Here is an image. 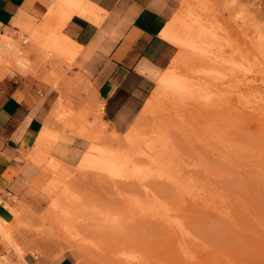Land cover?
<instances>
[{"label": "rangeland", "instance_id": "obj_1", "mask_svg": "<svg viewBox=\"0 0 264 264\" xmlns=\"http://www.w3.org/2000/svg\"><path fill=\"white\" fill-rule=\"evenodd\" d=\"M183 2L198 4L199 1L180 0V7ZM210 3L214 7L213 15L219 17L237 42L234 56L245 66L238 80L227 83L229 115L226 122L211 126L206 134L199 135L205 138L203 148L201 143V149L198 147L199 150L194 151L185 144L186 150L181 146L183 142L177 141V147L185 153L182 154L188 155L186 159L193 156V161H186L189 164L186 174L176 178L179 186L172 181L176 187H170L171 180L166 184L162 180L160 183L158 178L156 182L159 183L155 184L151 182L155 177H151L145 189L137 181L127 180L125 184L123 178L114 180L107 175L103 178V173L81 165L80 160L90 145H107L110 139L114 140L115 133L123 135L132 123L118 127L108 120L104 102L95 95L91 85L75 73V57L72 63L58 55L46 54L40 48L32 49L23 43L22 32L17 34L15 38L21 40L28 51L25 53L27 66L19 67L1 60V69L9 73H34L51 88V108L46 118L60 95L75 113L85 110L87 113V116L84 114V127L79 121L72 127L67 122L51 120L58 138L45 148L59 162V169L49 174L63 181V185L71 186L70 190L76 195V199L64 201L72 210L70 216L53 211L52 217L46 219L54 198L48 194V179H42L45 166L30 159L31 149L16 158V165L7 174V189H0V213L5 226L19 246L29 249L26 256L31 257L32 264L38 259L42 264L56 263L53 256L61 251V243L49 237V240H42V235L38 234L50 230L55 220L62 222L63 225H59L62 233H79H73L74 236L61 234L75 239L79 251L78 258L71 251L63 253L70 260L69 264H211L215 257V261L224 264L229 259L225 260L226 255L232 256L228 263L236 258L238 260L232 263L264 264V0H212ZM179 52L180 48L175 47V54ZM156 89L157 81L148 99ZM81 128L87 130L83 132ZM222 134L227 158L230 157L227 162L218 154L225 147L218 144ZM117 135L115 139L120 138ZM238 156L247 163H243L242 158L236 159ZM137 198L145 203L138 202ZM148 202L150 205L144 209L143 205ZM221 203L225 206L218 205ZM179 204L186 209L180 205L185 209L182 210ZM6 206H11L13 212ZM250 206H254V211L259 209L256 215L250 211ZM242 210L245 213L242 214ZM230 213L231 218L227 216ZM64 224L70 226L69 229ZM1 243L0 237V258L6 253L13 254ZM206 245L213 248L210 251L207 247L208 252L213 253L216 248L220 257L215 253L212 257V253L210 256L208 252L203 253ZM39 250L47 254L36 259L34 251Z\"/></svg>", "mask_w": 264, "mask_h": 264}, {"label": "bare ground", "instance_id": "obj_2", "mask_svg": "<svg viewBox=\"0 0 264 264\" xmlns=\"http://www.w3.org/2000/svg\"><path fill=\"white\" fill-rule=\"evenodd\" d=\"M198 1V4L194 2L192 4L183 2L177 13L160 32V36L173 46L180 48V52L175 54L169 66L158 75L156 79L157 89L153 97L146 101L126 133L117 135V133L114 132L120 137L119 139H115L117 137L114 134V140L109 138L110 140L105 146L99 144L90 145L88 152L86 151L87 153L85 152L84 158L80 160V162L82 161L80 163L81 165L84 164L85 167L91 168L92 171L94 169L95 171L103 173V178L105 175L109 176L111 179L114 178V180L123 178L122 180L126 181L125 184L129 182L127 180H132L133 182L137 181L141 183L145 189H148V183H150L148 179L151 177H155V180L153 179L151 182H156V178H158L157 180H162V182L165 183L171 180L176 186H179V181L176 180V178L186 174L187 170L185 168L189 165L186 161H193V156L191 159H186L188 155H184V151H180L182 148L177 147V141H180V143L182 141L183 144H181V146L184 145V148H186V145H190L191 147H188L192 148L191 150L197 151L195 149L198 148L201 143V148H203L202 145L204 146L205 141V138H200L199 135H201L202 132L206 134L207 130L211 129V126H221L222 122H226L225 118L227 119V115H229L227 114L229 112V92L227 83L240 78L245 64L239 57L234 56L233 53L236 50L235 44H237V42L233 39L232 34L226 30V27L222 25L219 17L213 15L214 7H212L210 3L212 0ZM96 8L95 5L85 0H61L58 6L49 10L41 23L38 24L31 34H22L23 43L28 44L32 49L40 48L46 51V54L58 55L72 62L74 57L76 58L78 55L81 46L61 30L74 14L95 21L100 20V17L95 12ZM20 41L14 38L10 32L2 33L0 30V61L3 60V62H7L6 64L14 63L19 67H26L28 61L25 53L28 51L24 49L25 46ZM3 74L4 71L0 67V77H2ZM64 101L65 97L63 98L60 95L51 113L44 121V125L36 140V147H34L30 153V158L36 164L45 166L46 173L43 174V176L41 174V176L42 179H48V188L50 192L48 194L51 198H54L51 203V210L49 211L50 216L46 217V219L52 217L51 213L53 211L60 212L64 217L70 216L72 210L68 209L64 201L76 199V195L70 190L71 186L63 185V181L50 175L52 173L49 174L51 170L59 169V162L56 161V159L54 160L49 152L45 151V148L48 147L47 145H52L58 138V134L52 129L51 120H61L67 122L68 125L72 127L79 121L82 123V127H84V114L87 116L86 110L85 112L80 111L75 113L72 108L68 106L70 104L65 105ZM85 129L87 130V128ZM85 129L81 128V131L85 132ZM224 139L225 137L222 134L218 141L219 147L221 148L226 145ZM226 149V146L224 149H219L221 154H218L223 157L220 158L227 162L230 157L227 158ZM189 155H193V153ZM238 157L239 158H235L239 161L240 158H242L244 161L243 163H247L243 157ZM232 159L233 161L235 160L234 158ZM231 161L232 160H230V162ZM84 171H86L85 168ZM98 172L96 174H98ZM59 173H61V171ZM98 178H101L100 174ZM120 179L117 181H122ZM157 182L155 184L159 183ZM173 182L171 183L173 185L168 182L170 187L175 186ZM139 183L137 184L138 186H140ZM230 199H233V197H230ZM138 202L145 203V200L139 198ZM149 205L150 202L143 205V208L146 209ZM180 205L182 204L178 206ZM218 205L225 206L224 203ZM182 206L184 207V205ZM182 206H180L181 209ZM251 206L250 208H252ZM5 208L13 212L11 206H6ZM253 208L252 210L248 209L253 212ZM257 208H259V206H257ZM244 209L247 208H243V210ZM257 210L254 211V214L257 213ZM229 211L232 212V210ZM244 211L242 214L245 213ZM227 216L231 218V213ZM4 220L5 219L0 213V237L2 238V243L5 248L10 249L13 254L6 255L8 254L6 253L3 255L0 258V264H32L27 262L25 258L26 254L30 252L28 251L29 249L25 250L19 246L17 240L14 239L15 236L13 237L10 229L5 226L6 223ZM51 223L53 225L50 230L48 229L38 234L42 235L40 236L42 240L48 239L49 237L51 241L59 242V244L61 243V251L59 250L60 252L58 251L59 253L54 255L53 259L57 261L63 260V258L66 257L63 253L66 251H71V253L78 258L79 251L76 246V240L62 236L61 234L74 236V234L79 235V233H62L59 228L62 222L55 220L54 223L53 221ZM64 225L67 226L66 224ZM69 227L67 226L68 229ZM51 230H53V233L50 232ZM59 234L61 238H59ZM199 242L202 244L201 247L203 248L205 244H203L202 240ZM207 247L212 251L213 248L211 249L210 245H206V251H204L205 249L203 248V253L208 252ZM214 249L213 253L220 257L218 252H216V248ZM210 251L208 252L209 254H207L209 256L212 253ZM34 253L36 259L40 256L44 257L47 254L40 250L38 252L34 251ZM202 255L203 254L200 256ZM12 256H15L16 259ZM226 257L230 259L232 256L226 255L225 260ZM214 259H216V257ZM214 259L213 262L217 264L218 262ZM206 260H208V258ZM228 260L224 262H227V264H235L232 263L234 259L231 260V263H228L230 262V260ZM236 260L238 259L235 258L233 262ZM33 264L42 263L38 259Z\"/></svg>", "mask_w": 264, "mask_h": 264}, {"label": "crops", "instance_id": "obj_3", "mask_svg": "<svg viewBox=\"0 0 264 264\" xmlns=\"http://www.w3.org/2000/svg\"><path fill=\"white\" fill-rule=\"evenodd\" d=\"M85 1L97 7L100 20L74 14L61 31L81 46L74 61L75 73L104 102L108 120L125 127L133 122L158 75L175 56V46L160 32L177 13L180 0ZM60 3L0 0V30L14 38L20 31V35L31 34ZM51 92L34 73L4 71L0 77V189H7V174L16 158L32 152L51 108ZM25 258L31 263V257ZM69 261L63 258L55 264Z\"/></svg>", "mask_w": 264, "mask_h": 264}]
</instances>
